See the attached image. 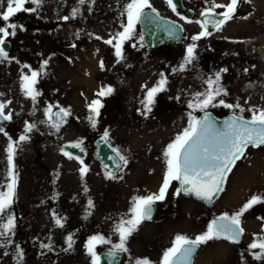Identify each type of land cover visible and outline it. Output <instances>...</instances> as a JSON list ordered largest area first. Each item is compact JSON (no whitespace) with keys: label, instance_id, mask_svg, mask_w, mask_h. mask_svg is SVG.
I'll return each mask as SVG.
<instances>
[{"label":"rangeland","instance_id":"obj_1","mask_svg":"<svg viewBox=\"0 0 264 264\" xmlns=\"http://www.w3.org/2000/svg\"><path fill=\"white\" fill-rule=\"evenodd\" d=\"M182 1L193 11L188 19L197 20L205 0ZM127 2L86 0L84 5H79L78 0H45L38 14L21 12L12 18V22L23 25L26 30L18 27L17 35L8 39L11 60L0 63V93L4 94L0 100H11L5 112H13L12 120L4 127L13 140L23 134L26 121L36 122L39 130L29 134L31 139L20 144L15 156L19 179L12 211L18 218L17 228L14 245L7 249L9 255L3 256L5 250L0 249V264H16L15 244L24 252L22 264H91L85 249L89 236L103 234L118 243L114 226L121 217L130 216L132 198L159 191L165 171L164 148L187 127L188 113L192 111L187 102L193 93L205 89L202 78L226 68L228 71L221 74V83L228 91V96L223 97L226 102L239 101L246 118H251L247 109H264V0L241 2L235 17L222 30H211L210 36L196 42V61L186 71L177 73L172 69L182 62L187 45L192 43L190 38L201 31L200 26L181 20L179 17L183 14L178 10L173 12L166 0H150L158 13L183 24L186 38L176 44L149 49L131 47L132 43H139L137 37L124 45L125 59L116 63L114 49L103 40L122 30L121 24L126 21L120 13ZM215 2L227 4L229 0ZM73 7H78L80 13L64 21L62 17L70 15ZM3 10L0 8V12ZM3 24L0 20V25ZM73 44L76 46L72 47ZM44 60L48 61L45 75L36 85L42 95L37 98L33 115L32 101L20 91L22 71L30 73L21 66L27 64L31 69H39ZM88 60L91 66L87 65ZM161 72L168 78L167 91L158 94L152 112L145 118L138 111L143 107L141 86H153ZM76 77L78 81L74 80ZM104 86L113 87V94L96 96ZM94 99H100L104 105L95 129L87 119V105ZM48 103L71 111L67 123L54 134H50L52 130L46 125L38 123L45 119L43 109ZM207 110L218 117L232 112L223 107ZM105 129L110 134L108 143L120 149L128 160L126 166L113 172L117 178L112 180L106 178L107 171L90 157L92 141L101 137ZM81 140L84 151L77 156L90 169L83 180L79 163L63 155L58 146L60 142ZM7 143V137L0 134V185L6 182ZM175 190L174 181L166 200L155 204L152 220L142 223L129 238V253H123L120 264H135L137 258L145 257L152 264H160L163 252L172 246L176 235L195 238L207 230L214 214L231 215L252 195L264 194V147L246 150L228 174L224 190L211 208L174 196ZM89 199L94 204L91 209L87 207ZM53 210L66 218L63 228L55 225ZM257 217H264V205L254 207L242 217L245 232L240 244L209 241L200 245L192 264H242L241 252H244L243 264H264L253 260L246 250L253 234L264 235L261 232L264 221ZM69 234L74 244L65 252ZM47 243L52 244V251L40 247ZM102 247L111 245H100L97 252Z\"/></svg>","mask_w":264,"mask_h":264},{"label":"snow or ice","instance_id":"obj_2","mask_svg":"<svg viewBox=\"0 0 264 264\" xmlns=\"http://www.w3.org/2000/svg\"><path fill=\"white\" fill-rule=\"evenodd\" d=\"M45 0H0V8L4 10L0 12V20L4 22L0 25V63L10 62L11 58L6 50V43L10 37L17 35V28L24 29L23 25L12 22V18L18 13L25 12L29 14H38ZM95 3V0H91ZM251 3V0H229L227 4L216 3L215 0H205V7L201 10L200 16L202 20H190L180 15V19L186 23H196L200 26L201 31L191 36L192 43L188 44L185 49L182 62L178 67L172 69L173 73L184 72L188 66L193 65L197 59V41L210 36L211 27L215 31L222 30L223 26L231 21L237 12L238 5L241 3ZM79 5H84L86 0H78ZM173 12L177 11L174 0H166ZM31 4L32 7H26ZM6 5V7H5ZM223 9V11H217ZM80 13L78 7H73L70 15L62 17L64 21L74 19ZM126 22L121 24V31L112 34L109 39L103 40V43L114 49L116 63H120L125 59L124 45L129 41H134L138 37L139 43H132L131 47L143 48L144 33L137 32L138 25L154 24L166 32L170 39H179L183 28L171 21L163 20L157 10L150 3V0H129L123 5V11L120 13ZM179 15V13H177ZM246 18V17H245ZM78 36V34H77ZM97 40L101 37H95ZM76 45L73 44L72 47ZM48 61L44 60L39 69H31L27 64H23L22 69H28L30 74L21 73L20 91L25 98L30 99L33 104V115L37 98L42 95L36 85L45 75V69ZM104 62L100 61V68L104 69ZM226 68L215 72L207 78H202L204 85L203 91H197L192 94V98L187 102V107L191 109L188 113L187 127L176 135L175 139L166 145L163 151L165 162V171L163 174V182L156 193L148 195H137L132 198L130 207V216L121 217L119 222L114 226V233L118 235L119 242L113 243L111 238H106L103 234H94L87 238L85 243L86 254L90 257L91 264H101V255L97 252L100 245H111L105 253L109 260V264L118 262L121 253H129L127 242L129 238L139 230V227L145 221L152 219L154 205L158 202H164L167 198L168 189L172 183L178 182L179 187L176 188L174 196L193 195L199 200L212 203L213 198L218 196L224 190V184L228 174L232 172L235 164L244 157L249 147H264V109L249 108L251 118L246 119L243 116L245 109L236 103H228L223 97L228 96V91L222 85V73L227 72ZM247 71V69H245ZM159 80L148 87L147 84L141 86L144 92L143 99L140 100L142 107L141 114L147 118L148 113L153 110L158 94L167 91L168 78L163 72L159 73ZM113 87L104 86L96 93L98 97H106L112 95ZM4 94L0 93V97ZM179 99V97H177ZM12 103L11 100H0V134L7 137L8 143L5 148L7 169L5 172V183L0 185V249H4L2 255L8 256L7 249L14 245V236L17 228V216L15 215L13 205L16 201V188L18 185L19 173L15 164V156L20 144L31 139L29 135L34 130L38 131L36 122H25L23 134L17 140L8 134L3 126L5 122H10L13 118V112H5V109ZM247 103V101H246ZM104 107L100 99H94L87 105L89 115L87 117L91 127H97L98 118L101 109ZM223 107L232 110V115L220 122L213 118L209 108ZM58 109L54 111L53 109ZM201 112L203 115L198 117L195 112ZM45 119L40 120L39 124L46 125L54 134L60 131L61 127L67 123V117L71 115L68 108L61 107L59 104L48 103L43 109ZM18 114V113H17ZM110 134L107 129L103 131L101 141L108 144ZM83 141H77L65 147L79 148L84 151L81 145ZM65 147L61 148V152L68 159L76 160L79 165L80 177L83 178L89 172V167L85 164L84 159L75 156ZM109 147L111 145L109 144ZM115 154L110 159H117L122 163L115 165L116 169L128 164L127 158L121 154L120 149L112 148ZM107 168V165H105ZM58 178V177H57ZM107 179H116L117 177L112 171L106 172ZM122 179V177H120ZM84 192H88L87 185L84 186ZM59 195L58 193L56 194ZM258 205H264V194L252 195L236 212L231 215L227 212L213 219L207 224V230L189 238L187 235H176L172 241V246L167 248L162 255L160 264H192V258L196 252L197 246L207 244L213 240H227L232 244H240L245 229L242 227V217L254 209ZM89 209L94 207L91 199L87 202ZM91 214L90 212L88 213ZM52 219L59 228L64 227L65 217L59 216L55 210L52 211ZM264 221V217H257ZM264 233V228L261 229ZM67 247L65 252L73 248L74 240L72 234L67 235L65 239ZM42 249L52 251L51 243L41 244ZM247 252L255 261H264V235L253 234L252 242L247 245ZM16 264H22L24 252L19 244L14 247ZM241 261H244V252H241ZM135 264H152L148 258H137Z\"/></svg>","mask_w":264,"mask_h":264},{"label":"water","instance_id":"obj_3","mask_svg":"<svg viewBox=\"0 0 264 264\" xmlns=\"http://www.w3.org/2000/svg\"><path fill=\"white\" fill-rule=\"evenodd\" d=\"M176 6H177V10L182 12L183 15L187 18L192 17L193 15V11L190 8L185 7L184 3L182 0H174ZM160 17L165 20V21H171L179 26H181L184 30V27L182 25V23H180L178 20L176 19H172L170 17L161 15L159 13ZM203 17L200 16V14L197 16V20H202ZM212 30V28H209V31ZM138 33H144V47L146 48H155L158 46H162V45H171V44H176L179 43L181 40L186 38V35L184 34V31L180 34V38L179 39H170L168 34L164 31H162L158 25H154V24H148V25H138ZM9 42L7 41L6 43V50H8L9 48ZM58 109H54V111H57ZM208 111V110H207ZM211 113V115L213 116V118L217 121H224L226 119H228L231 115L232 112H228L225 115L222 116H216L215 114H213L211 111H208ZM203 115V113H199L198 117H201ZM247 119V118H246ZM6 123V122H5ZM69 144H73V143H67V142H61L59 144V148L61 150L62 147H65ZM93 145V149L91 151L90 157L91 159L98 163L102 168H104L107 171H112L115 172L117 171L115 165L117 163H122L117 159H110V157H114L115 154L112 152V147H109V143L105 144L101 141V137H97L94 139V141L92 142ZM65 151H68L69 153L77 156L80 153V149L79 148H72V147H65ZM105 165H107V168H105ZM177 187H179V183L176 182ZM181 197L184 198H190L193 199L196 202L201 203L203 206L210 208L214 202V200L218 197H214L213 198V202L212 203H207L206 201L203 200H199L197 199L195 196L193 195H184L183 193H181L180 195ZM154 211H155V205H154ZM154 214V212H153ZM220 215H215L210 222L215 219L216 217H218ZM153 217V216H152ZM151 221V220H149ZM149 221H145V222H149ZM223 240V239H221ZM227 241V240H225ZM229 242V241H228ZM198 248V246H197ZM197 250V249H196ZM108 251V249H103L99 252V254L101 255V264H109L108 258L106 257L105 253ZM121 259V254L118 257V262H113V264H119Z\"/></svg>","mask_w":264,"mask_h":264},{"label":"bare ground","instance_id":"obj_4","mask_svg":"<svg viewBox=\"0 0 264 264\" xmlns=\"http://www.w3.org/2000/svg\"><path fill=\"white\" fill-rule=\"evenodd\" d=\"M91 64V61L90 60H88L87 61V65H90ZM16 66V65H15ZM91 66V65H90ZM67 68H69V67H67ZM86 68V67H85ZM7 70V69H6ZM13 70V69H12ZM13 72V71H12ZM12 74V73H11ZM71 76H73V75H71ZM87 76H89V75H87ZM87 76L85 77V78H87ZM10 77V76H9ZM91 78H92V76H90ZM71 78V77H70ZM76 79V80H75ZM78 78L76 77V78H74V80L75 81H78L77 80ZM83 79V78H82ZM72 80H73V78H72ZM83 81H88V80H83ZM93 83V82H92ZM61 84V83H60ZM88 85V84H87ZM90 85V84H89ZM70 88V87H69ZM217 241H221V240H217ZM222 241H225V240H222ZM225 242H227L228 243V241H225ZM223 248L221 247L219 250H222ZM109 261V260H108ZM192 262H193V258H192Z\"/></svg>","mask_w":264,"mask_h":264},{"label":"flooded vegetation","instance_id":"obj_5","mask_svg":"<svg viewBox=\"0 0 264 264\" xmlns=\"http://www.w3.org/2000/svg\"><path fill=\"white\" fill-rule=\"evenodd\" d=\"M107 248H110V247H102L101 250H102V249H107ZM99 251H100V250H99Z\"/></svg>","mask_w":264,"mask_h":264}]
</instances>
